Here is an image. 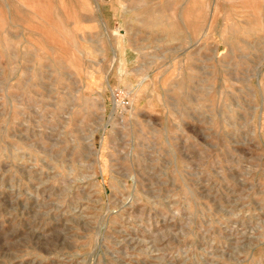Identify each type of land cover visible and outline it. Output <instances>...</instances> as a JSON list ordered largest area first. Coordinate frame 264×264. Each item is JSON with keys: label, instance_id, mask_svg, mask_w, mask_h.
<instances>
[{"label": "rangeland", "instance_id": "rangeland-1", "mask_svg": "<svg viewBox=\"0 0 264 264\" xmlns=\"http://www.w3.org/2000/svg\"><path fill=\"white\" fill-rule=\"evenodd\" d=\"M0 264H264V0H0Z\"/></svg>", "mask_w": 264, "mask_h": 264}]
</instances>
